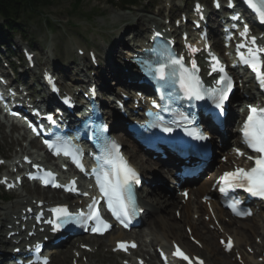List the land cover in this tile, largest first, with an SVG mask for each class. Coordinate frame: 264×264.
<instances>
[{"label": "snow or ice", "instance_id": "snow-or-ice-1", "mask_svg": "<svg viewBox=\"0 0 264 264\" xmlns=\"http://www.w3.org/2000/svg\"><path fill=\"white\" fill-rule=\"evenodd\" d=\"M248 5L257 14L259 20L264 23V0H247ZM217 6H219L217 4ZM197 12H201V6H196ZM238 19V18H237ZM250 29L247 25L244 26V30L240 33L241 37H247ZM157 36L160 33H156ZM251 44L256 45V38L251 37ZM246 47V45H238L237 53L240 56L241 62L248 65L256 74V79L259 85L264 88V59L261 58V53H264V48L259 46L248 47L247 55L240 52V48ZM188 48L192 52H197L200 49L195 48L189 44ZM152 53L154 59H148L143 61L147 74L155 81L162 82L161 87L165 84L170 86L179 85L183 95L190 101H202L209 99L215 109L219 111L215 113L217 119L224 111L225 103L229 100V94L233 88V81L230 76L227 75L223 66L216 67L219 64V60L215 55H212L213 60V72L222 73L219 79L216 81V87L205 88L201 81L198 72L199 69L196 65V61H191V66L187 67L184 63L183 56H177L174 52L164 46H158L147 50ZM31 60V56L28 57ZM49 79H51L49 77ZM171 99V97H169ZM70 102V98H66ZM249 114L243 124V143L254 152L258 153L257 156H249V160H253L255 166L249 169L237 167L234 171L225 172L219 179L224 184L220 190L222 192L241 188L252 196L264 199V108H258L253 105L248 106ZM51 119V117H49ZM188 125L193 124V120L184 118ZM164 132L171 133L174 131L173 127H164ZM186 134L196 140L204 141L209 137L198 127H185ZM50 148H55L59 155L63 152L64 155L73 156L78 167L83 170L82 162L77 158L80 150L75 149L74 146L69 143H65L63 146L54 144L50 141H45ZM108 149L104 157H97L102 163L97 169H93L96 174V180L99 185L100 193L102 197L107 200L108 208L112 214L120 221L124 227H128L132 216L138 209L135 206V195L133 192V185L141 183L139 173L132 168L127 161L119 153V145L112 140L108 141ZM238 155H244L239 149H236ZM37 169L40 165H35ZM46 176L51 179H44V183H53L56 187H67L69 191H76V181L73 180L70 185H59L54 183V174L46 172ZM35 178V177H33ZM11 186V185H10ZM88 195L87 192L83 193ZM187 195V193H185ZM98 201L94 198L89 208L92 209L88 213L84 212H70L68 206L57 205L50 209L51 217L46 221L51 226L52 232H59L69 224H81L86 225L89 221L94 223V227L91 228L92 232L103 233L111 227V225L103 219L97 208ZM230 207L237 215H246L249 213L238 210L237 202H233ZM43 215V214H41ZM135 243L131 244V247H135ZM39 248V245L36 246ZM127 242H119L118 248L127 250ZM227 247L229 250L232 247L231 240L228 241ZM174 255L188 261L191 264V258L185 254L179 246L176 247ZM43 264H48L47 258H43ZM199 264H203V261H199Z\"/></svg>", "mask_w": 264, "mask_h": 264}, {"label": "rangeland", "instance_id": "rangeland-1", "mask_svg": "<svg viewBox=\"0 0 264 264\" xmlns=\"http://www.w3.org/2000/svg\"><path fill=\"white\" fill-rule=\"evenodd\" d=\"M168 0H150V7L151 10L149 12H141L146 14L147 16H153L156 18L157 21H161V16L157 15L158 9L161 7L163 8L164 14L167 13L173 14L172 8L177 5L179 7H182L183 4L178 2L177 0H171V4L167 3ZM193 0H184V2L187 3L188 7L191 6V2ZM209 1V0H208ZM73 0H56L55 5L43 9V15H40L39 17H33L31 19L26 20L22 27L21 32H15L14 37L12 38V42H18L22 47L25 45L31 46L33 49L37 51L39 63L41 65H47L51 63V59L47 56L48 50H53L54 52V58L53 62L55 65H65L69 62V66L73 64V62H70L73 60V57L77 58V55L75 53V47L77 45L88 47V46H95L97 47L100 52L107 51L108 44L105 43H111L113 45L114 41L113 39L115 36L118 35L119 32L124 29V26L127 25L130 18H127L126 16H130V10L134 8H140V7H147L145 3H138L137 6H134L130 8V10H121L118 8L121 7L120 5L116 4H109L107 0H85L83 4V10L78 13L79 15L70 17L71 13V3ZM170 5L173 6L170 8ZM153 11V12H152ZM177 11V10H176ZM175 11V12H176ZM177 16L179 14L177 13ZM46 18H50L52 20V26H48L46 24ZM131 22H135V20H132ZM127 27V26H126ZM23 30V31H22ZM125 31V32H124ZM123 34V47L129 45V42L131 40L130 35V29L124 30ZM117 32V33H116ZM116 33V35H115ZM78 62L83 65L86 64L84 68V76L90 75L92 70L89 67L88 60L85 59H77ZM90 68V69H89ZM59 71L61 73L66 74L67 76L74 73V70L71 72L70 70H67L63 68H59ZM98 76H100V72L98 73ZM74 77V76H73ZM108 87L111 89V91H114L115 88V82L112 78L109 79ZM3 132L4 138L0 141V152L3 153L4 157H11L15 154L16 151L19 150L20 147H24V144L18 145L17 142H12V138L7 135L8 129L7 128H1ZM19 133L14 134L12 132L13 137L15 138L18 136ZM146 189V188H145ZM145 191V190H144ZM41 192V191H39ZM4 192L0 189V196ZM18 193V192H17ZM17 193L13 194L14 197L11 198V201H15L17 197ZM23 194L29 193L31 196H34L32 193V188L25 187ZM11 201L8 203L0 201V206H5L8 204H11ZM176 211V210H175ZM175 213L173 210L168 212H163V214L166 217L172 218V214ZM159 214V213H158ZM157 215V214H156ZM177 216V214H175ZM155 216L154 218H156ZM154 218H149L145 221L143 226L139 231L136 233H143L146 234L147 232H152L150 230L152 226V221H155ZM254 218V217H253ZM177 219L178 216H177ZM191 219L195 221V215L192 214ZM259 219L258 217L255 218ZM201 220V219H200ZM253 221L252 218L251 220ZM182 223L181 231L183 233L186 232V224ZM241 222H234L233 227H237ZM2 222H0L1 227ZM259 230L262 228V224L259 222L258 224ZM5 232V231H4ZM257 235L252 236V243H249L248 241H245L242 244L241 252L245 254L244 261L242 263L236 262L233 260L234 252H231L229 255L226 253H223L220 250L219 252H216L214 248L210 247L206 250V248H201L193 244L188 237H186V241L190 243L196 250V252L206 258L210 263L212 264H245L247 262L248 264H256L259 259L264 258V247H262V242L264 241V235L262 236L261 233H256ZM150 237H155L156 240L153 242L152 246L147 247V249H154L155 246H158L157 244H160L162 240L161 232L156 234L155 236L151 235ZM145 240L149 241L148 237H144ZM159 239V240H158ZM144 241V240H143ZM103 242V245L99 248L98 251V243ZM99 242H93L95 244H92L90 247L92 251L97 250L96 253L93 254H86L87 258H90L91 255L93 256L92 263L93 264H122L121 260L118 258L117 255L113 254L111 252L112 248V242L109 240V236L103 238L102 240H99ZM214 244L216 245V240H214ZM76 247L78 243L75 244ZM103 246V248H102ZM73 247V250L74 248ZM258 247H262L258 251ZM65 257V259H64ZM105 258V259H104ZM86 258L83 257V260ZM104 259V260H103ZM230 261V263H228ZM73 263V254L71 251V248L67 250V253L63 254L61 257L56 258L53 262V264H72ZM261 264V263H257ZM264 264V263H262Z\"/></svg>", "mask_w": 264, "mask_h": 264}, {"label": "bare ground", "instance_id": "bare-ground-1", "mask_svg": "<svg viewBox=\"0 0 264 264\" xmlns=\"http://www.w3.org/2000/svg\"><path fill=\"white\" fill-rule=\"evenodd\" d=\"M142 10L147 11V10H149V8H143ZM133 15L138 17V28L134 27V33H136L138 36H140L143 33V30H146L145 29V22L147 19L144 15L139 14V10L134 11ZM131 28H133V27H131ZM214 34H216V31L213 32L212 35H214ZM119 40H120V37H117L114 41V43H115L114 46L113 47L110 46L111 48L108 51H106V55L103 57H106V56L108 57V55H111V51L117 50L122 45ZM216 43H218V42H216ZM111 57L112 56H109L108 58L111 59ZM111 63H112L111 61H110V63H104V64H106V66H105L106 71L108 72L110 77H114L115 80L119 83L120 82L123 83V82L127 81L126 79H122V78L117 77V74L114 72ZM128 73L133 75V73H131L130 71H128ZM235 105L233 106L232 112H230V114L227 118L225 132L223 134L220 132V134H219L220 136H223L226 139H227V136L232 137V134H231L232 122L234 121L235 116L238 115L240 112L238 105H236V106ZM115 135L117 137H121V134L120 135L115 134ZM20 136H23V135L20 134L16 138L17 141H19ZM124 144L126 145V148H125L126 153L132 158L133 162L139 168V170H141L144 173L145 177H147V179H150L151 177L147 174L146 171L153 168L154 162L151 161L150 159H148L143 153H141V151L133 143H131L129 140H125ZM161 172H163V171H161ZM161 175L165 176V174L163 175L162 173H161ZM155 177H156L155 175H154V177L152 176V178H155ZM157 181L162 182V180H159V179ZM156 182L153 181V183H156ZM210 187L211 186H209V182L207 180L201 181V183L199 185H197L196 187H192L189 190V194L191 196L195 197V201L191 202L189 200L190 199V196H189L188 200L186 202H182L181 201L182 197L181 196L180 197L175 196V194H170L169 197H166L165 194L163 193L164 191H162V189L160 188V185L157 184L156 188L158 190L152 189L150 191L152 196L154 197V199H150L153 206L149 207L148 218L151 216L153 218L155 216H157V217L154 218L155 221H152V226L150 228V230H152V232H150L149 235L155 236L156 234L161 232L162 240L164 239V240H166V242H168L170 244L172 243V241L180 242V243L184 244L186 249L188 248L187 249L188 251L191 250V251L196 252L195 248L190 243H188L186 241V237H188V234L183 233L181 231V228L183 226L181 222H183L191 228L192 235L201 240V242H202L204 248H206V250L209 249L210 247H212V248H214V250L216 252L220 253V250L218 249L219 244H218V242H216V245H215L214 240H216L215 238L218 236L222 237L225 233H220V229H218L215 226H214V228H216V230L209 228V226L211 224H213L212 219H209L207 221L205 219H201L199 221H193V220H191V217H190L194 213L199 215L200 217H202L204 214L203 218L205 216H210V211L207 208V206H205V204L203 202L202 203L200 202L202 200L196 201V199L199 200V198L202 197V195L208 194V195H211V197H212V199L210 201L211 207H212V210L215 212V216H216L215 218H217L219 223L221 224V230L228 232V233L233 235L235 243H236L237 251L239 252V249L241 248V244L243 242L248 241L249 243H251L252 242V235L256 234L258 231V228H257L258 222H256L255 220L249 222L247 220V221L241 222L237 227H233V223L230 220L225 221L222 209L218 208L216 199H213L214 194L210 190ZM34 190H38L37 187H35ZM146 194H147L146 197H148V198L152 197L147 192H146ZM38 197H40L39 198L40 200H45L42 195H40ZM26 200L28 201V203L30 205L32 204V199L26 198V195L20 194L19 199L15 203H13L12 205L5 206L3 208L4 212L0 213V220L5 219L9 224L14 225V222L10 221V219H9L10 217H6L5 215H7V214L11 215L12 214V217H13V214L19 215V213L21 211V210H19L20 206L22 204H24V202ZM58 203H60V202H58ZM54 204H56V203H54ZM176 209L180 210V218H179L180 220L175 219L177 217H176V215L174 216V213L172 214L173 216L171 219H170V217H166L163 214V212L169 213L172 210L175 212ZM11 230H16V227L13 226V228L8 230V232ZM117 232L120 234L127 235L128 237H134L132 232L126 233V232H122V231H113L110 234V237L112 240H114V242L116 239L127 238V237H121L120 238L116 234ZM142 235H143L142 233H140V234L137 233L136 236L134 237V238H137L138 240H141L140 241L141 245H140V248L138 250V256L144 254L145 253V246H148L147 243L142 240V238H143ZM105 236H107V235H105ZM42 237H43V235H41L39 238H42ZM97 239L102 240L103 238L97 237ZM155 240H156V238L152 237L150 239V243H153ZM0 244L7 245L9 247H10V244L14 245V246H11V251L13 250L14 247L19 246V245L13 244L12 242H10V241L6 240L5 238H2V237H0ZM261 246L264 247V242ZM262 247H258V249H261ZM7 250H9L8 247H7ZM222 251H223V249H222ZM79 252H81V251H79ZM65 253H67V252H65ZM83 253L84 252H82V254ZM58 255H62V253H59ZM149 263L150 264H157V257L151 256ZM228 263H230V261H228Z\"/></svg>", "mask_w": 264, "mask_h": 264}, {"label": "trees", "instance_id": "trees-1", "mask_svg": "<svg viewBox=\"0 0 264 264\" xmlns=\"http://www.w3.org/2000/svg\"><path fill=\"white\" fill-rule=\"evenodd\" d=\"M74 9L80 6L81 0H74ZM52 4V0H0V15L14 28L16 21L37 12L40 8Z\"/></svg>", "mask_w": 264, "mask_h": 264}]
</instances>
